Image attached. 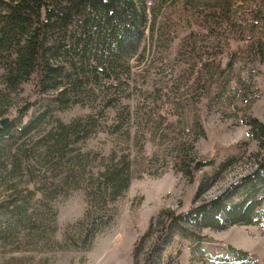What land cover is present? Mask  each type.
<instances>
[{"label": "trees", "instance_id": "16d2710c", "mask_svg": "<svg viewBox=\"0 0 264 264\" xmlns=\"http://www.w3.org/2000/svg\"><path fill=\"white\" fill-rule=\"evenodd\" d=\"M252 2L232 8L223 1L207 12L200 23L206 42L196 45L194 31L179 39L172 58L178 71L169 93L143 97L134 93L129 65L144 38L146 14L141 1L0 0V102L23 84H30L33 93L22 116L0 127V175H6L0 185L4 191L0 248L20 252L39 247L43 254L76 251L84 256L114 226L116 213L109 205L123 196L138 168L151 176H160L168 168L188 177L191 169L212 166V161L193 159L194 141L205 135L196 104L205 98L211 111L227 93L240 109L249 110L258 98L252 83L264 62V1ZM236 63L243 76L240 71L230 75ZM187 89L192 95L182 93ZM76 105L87 106L91 112L68 123L53 116ZM242 124L248 128L247 137L260 146L264 124L249 115ZM39 126L38 135L19 141ZM99 133L122 134L132 149L110 151L100 168L84 179L81 175L90 156L81 148ZM146 135L150 142H157L160 155L145 153ZM234 160L228 157L217 170L222 172ZM260 170L264 161L242 177L236 189L241 195L229 206L231 199L217 196L185 212L166 213L161 244L167 245L175 234L195 237L184 229L186 219L197 228L215 230L259 223L262 195L253 199L248 194L255 186L263 187ZM17 180H24L25 186L18 188ZM73 190L83 191L84 210L81 217L64 225L57 239L54 204ZM202 190L199 185L197 193ZM219 214L224 215V223ZM146 234L134 242V257ZM84 261L80 257L76 264ZM31 264L49 263L44 256ZM143 264H149L148 258ZM165 264H176L175 257H168Z\"/></svg>", "mask_w": 264, "mask_h": 264}, {"label": "rangeland", "instance_id": "374dc122", "mask_svg": "<svg viewBox=\"0 0 264 264\" xmlns=\"http://www.w3.org/2000/svg\"><path fill=\"white\" fill-rule=\"evenodd\" d=\"M137 1H141L144 7L146 26L139 48L129 58L131 75L136 84L134 93H140L143 97H155L159 93H169V85L177 75L178 68L172 58L179 48V39L189 31H194L198 33L194 38L197 40L196 45L207 41L200 26L207 12L219 8L223 1H228L232 8H238L241 5H253L252 1L264 0ZM233 45L231 43V47ZM238 71L240 65L236 63L230 70V75L235 76ZM240 75L243 76L244 72L240 71ZM252 86L258 88V98L249 110L240 109L237 100L228 97L227 93L223 94L222 100L217 102V107L211 111L205 106L208 102L205 98L196 104L205 135L195 139L193 159L201 162L212 161V166H203L200 170L191 169L188 177L168 168L160 176H151L142 168H138L136 173L133 172L123 196L109 205L111 211L116 213L114 226L99 236L92 249L84 256L76 251L43 254L39 247L20 252H7L0 248V264H31V260L44 256L48 258L49 264H76L80 257H85L83 264H143L146 258L149 264H165L168 257H175L176 264H264V185L253 187L248 194V197L253 199L262 195L259 223L234 224L222 230H215L197 228L191 219H186L183 227L189 236L191 234L195 237L182 238L175 234L167 245L161 244L164 237L161 233L162 223L166 213L185 212L191 206L217 196L228 197L231 202L227 205H231L241 195V191L236 189L242 177L252 173L264 161V140L260 146L250 140L247 137L248 128L242 124V119L248 115L264 124V62L259 66V74L255 76ZM31 89L30 84H23L18 92L0 102V119L6 117L10 122L20 118L24 105L33 100ZM182 93L192 95L189 89L183 90ZM143 97L137 96L140 100H143ZM28 112H31V108ZM89 112V107L76 105L62 112H53V116L68 123L71 119ZM22 120L25 121V118ZM39 129L40 126L19 141H27L30 137L38 135ZM190 138L191 136L187 137L189 140ZM156 143L150 142L149 135H146L145 153L156 152L160 155ZM124 149L131 150L132 145L122 134L119 137L101 133L93 136L81 148V151L90 156L81 177L89 178L91 173L100 168L101 162L106 161L110 151L119 152ZM146 157L151 156L149 154ZM228 157H234L235 160L222 172L217 170V166ZM101 158L103 159L100 160ZM192 165L190 163V167ZM35 171L38 172V168ZM260 174L264 175V170H260ZM1 177L6 175H0V185ZM16 182L19 183L18 188L25 186L24 180ZM199 185H202L203 190L197 193ZM2 187L0 186V197L4 193ZM54 206L57 211L55 237L60 239L64 225L82 215L85 206L83 191L73 190L59 196ZM218 219L223 223L225 221L223 214H219ZM145 234L146 237L134 257V242ZM12 257L21 258L22 261L9 263L8 260Z\"/></svg>", "mask_w": 264, "mask_h": 264}, {"label": "water", "instance_id": "95a60500", "mask_svg": "<svg viewBox=\"0 0 264 264\" xmlns=\"http://www.w3.org/2000/svg\"><path fill=\"white\" fill-rule=\"evenodd\" d=\"M8 122H9V120H8L6 117L1 118V119H0V127H1V128L6 127L7 124H8Z\"/></svg>", "mask_w": 264, "mask_h": 264}]
</instances>
